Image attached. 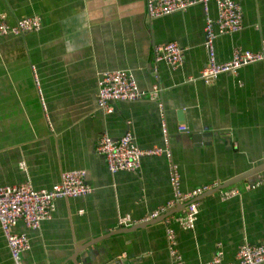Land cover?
Segmentation results:
<instances>
[{
  "label": "crops",
  "instance_id": "1",
  "mask_svg": "<svg viewBox=\"0 0 264 264\" xmlns=\"http://www.w3.org/2000/svg\"><path fill=\"white\" fill-rule=\"evenodd\" d=\"M235 1L244 11L243 29L217 38L219 63L231 60L237 47L259 51L264 40V0ZM0 15L11 24L32 16L42 21L37 32L0 38L1 184L30 182L44 191L65 172L85 171L93 188L87 197L55 202L52 219L29 231L24 264H73L76 255L78 264H174L167 227L176 233L184 264H209L217 243L223 244V264L234 263L244 242L263 241L264 170L201 197L193 229L177 221L187 216L184 208L107 237L140 224L174 193L166 156L143 159L137 172L112 174L98 153L103 135L118 139L131 132L144 150L168 143L183 193L264 165V62L209 85L198 79L208 63L206 18L218 15L214 1L209 14L197 4L151 19L146 0H0ZM169 42L183 49L175 71L154 59V48ZM118 70L131 72L143 91L157 89L159 100L115 102L113 114L103 112L97 105L100 78ZM209 133L212 139L203 142L197 136ZM233 190L237 195L223 198ZM15 231L28 232L23 223ZM0 264H14L1 228Z\"/></svg>",
  "mask_w": 264,
  "mask_h": 264
},
{
  "label": "built area",
  "instance_id": "2",
  "mask_svg": "<svg viewBox=\"0 0 264 264\" xmlns=\"http://www.w3.org/2000/svg\"><path fill=\"white\" fill-rule=\"evenodd\" d=\"M212 1L217 5L218 15L216 19L210 16L206 18L204 31L208 63L198 77L207 85L216 82L221 75L236 76L243 67L264 62V40L259 51H249L237 47L231 60L224 63H219L217 60L215 45L217 38L236 34L243 29L244 11L242 6L235 0H146L147 13L151 19L184 12L197 4H201L205 13L209 14V5ZM41 28L42 21L39 16L22 18L15 24H11L3 15H0V38L37 32ZM154 59L156 63L166 62L175 71L183 64V49L177 42L157 45L154 48ZM159 98L157 89L152 92L143 91L131 72L118 70L106 72L101 76L97 105L103 112L111 115L115 112V102H136L143 99L158 101ZM43 106L46 109L45 102H43ZM160 107L162 108L161 105ZM162 127L167 137V125L164 119ZM180 130L188 129L186 126H182ZM98 153L105 158L108 170L112 174L137 172L142 167L143 159L147 157L166 156L170 160V180L174 198L167 206L153 211L140 223L153 221L182 204L186 205L187 216L179 217L177 221L186 229H193L199 215L200 202L197 199L219 186V184L205 186L189 193H183L180 171L171 160L172 155L168 143L166 148L155 147L144 150L136 144L131 132L118 139L103 135L98 145ZM92 193L93 188L87 183L85 171L65 172L60 183L52 189L44 191L36 190L30 182L3 185L0 181V228L7 241L14 264H24L23 254L31 249L29 231L39 230L44 221L52 219L57 200L78 199ZM237 193L235 190L225 192L223 198L230 199ZM129 220V217L122 218L120 223L126 224ZM19 223H23L28 232H16L15 229ZM167 239L169 255L174 264H184V258L178 250L176 233L171 227H167ZM223 259V244L217 243L216 254L209 264H223ZM230 264H264V235L263 241L258 245H252L248 241L244 242L239 247L236 262Z\"/></svg>",
  "mask_w": 264,
  "mask_h": 264
},
{
  "label": "water",
  "instance_id": "3",
  "mask_svg": "<svg viewBox=\"0 0 264 264\" xmlns=\"http://www.w3.org/2000/svg\"><path fill=\"white\" fill-rule=\"evenodd\" d=\"M197 136H200L199 138H201V142H203L205 140V138H208V137H211L212 139V134L209 133V134H203V135H197ZM198 138L196 136H194V140L196 141ZM197 143V141H196ZM264 170V165L258 169H255L253 171H250L244 175H240L238 177H235L233 179H231L230 181H227L225 183H222V184H219L218 187L212 189L211 191L205 193L204 195H202L201 197L205 196V195H208V194H215V193H218V192H221V191H224L226 189H229L231 188L232 186L234 185H237L238 183L248 179L249 177H252L258 173H260L261 171ZM200 198H198L197 200L199 201ZM184 208H186V205H179L176 209L172 210V211H169L168 213L162 215L161 217L153 220V221H149V222H144V223H140V224H137L135 226H133L132 228H129L127 230H124L122 229L120 232H115V233H108V236L107 237H111V236H114V235H118V234H125V233H130V232H134V231H137L139 229H143L145 227H148L150 225H153V224H156V223H159V222H162L164 221L166 218L168 217H172L174 216L176 213H179L181 210H183ZM77 257V255H76ZM75 257L74 260H72L73 264H78V261H77V258ZM111 264H118V262H114V263H111Z\"/></svg>",
  "mask_w": 264,
  "mask_h": 264
}]
</instances>
